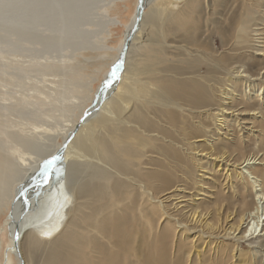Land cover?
Returning a JSON list of instances; mask_svg holds the SVG:
<instances>
[{"label":"bare ground","instance_id":"bare-ground-1","mask_svg":"<svg viewBox=\"0 0 264 264\" xmlns=\"http://www.w3.org/2000/svg\"><path fill=\"white\" fill-rule=\"evenodd\" d=\"M7 1L9 4L12 3L9 0ZM16 1L18 3L17 6L23 3L20 6L25 8V5L32 0L26 3L23 2L25 0H22V2H20L21 0L19 2L18 0ZM44 1L37 0V3L41 4L39 6L34 0L33 2L35 3H31L34 5L27 4V9L30 10V6L32 10L44 9L46 6L42 7L43 3H41ZM115 1L55 0L52 4L51 0V3H48L52 5L48 4V7L57 8L56 6L59 5V8H54L58 11L56 13H53L54 9L51 8L50 12L53 13L52 16L48 14L49 11L47 13V16H50L51 19L49 20L50 23H46H52V26L50 25L48 30L47 28L44 29L50 38L48 40L45 37L46 41L48 43L52 41L53 32H56L54 25L59 22L62 23V19L69 20L72 17L69 23L71 27H74V24H77L80 20L81 22L84 19V22L89 21L92 12L88 10L89 7H95V4H97V6L101 7L99 9L101 11L100 14L103 15L111 5H114ZM220 1H222L220 14L233 15L229 19L230 23L237 25L242 21L243 25V35L237 36V40L234 36L225 32V39L228 42L223 41V48L227 50L221 52L211 50L208 44H203V41L196 37L198 30L196 29V32L188 33L189 35L185 36L182 34L184 39L196 42V53L194 50L189 52L191 56L190 61L186 59L185 61H180L181 58L178 59L179 57H176L179 63L178 65H172L173 63L171 64L169 56H162L165 52L161 54V51H163L161 47L166 44L162 45V40H157V38H160L159 35H163L162 38H164L167 35L164 34V31L173 32L178 29V26L186 27L189 25L191 15L193 17L194 11L196 13L203 11L205 2L204 0H194L193 3L191 2V6L195 5L194 10L190 4L189 6L184 4L179 8L178 5L176 6L177 8L175 7L176 10H172L167 5L153 3L155 6L150 7L151 9L148 12L143 13L141 25L135 32L128 48L124 68L121 71L122 75L120 77V72L115 82L119 84L114 92L115 95L113 94L108 99L106 98L107 100L105 99L100 104L98 110L89 116L83 124H80L78 121H72L70 124H66L65 127H60L61 129L57 130L56 135L63 136V141L73 134L63 153H57L61 149L62 144L59 146L56 144V139L51 137L52 131L46 130L47 128L38 131V128L42 127L40 126L38 128L35 127L37 131L34 132H47V139L50 138L51 140L48 143L49 149L41 156L35 157L33 155L34 152L28 154L18 147L12 146L13 148L8 153L6 152L7 154L5 153L7 155L6 159L2 160L0 157V195L4 196L3 193L9 189L7 194L9 200L15 191L12 188V183L22 181L24 182L23 186L26 185L28 183L27 180H30L28 176L32 172H35L38 166L48 161L54 155L57 157L56 160L61 157V159H64V162L66 160L70 161L73 158H79V156L86 158L94 157L96 160L111 163L114 168L111 171L112 182H109V180L106 183L102 182V184H89L86 182L74 189L72 186L70 187V184L67 186L66 182L68 180H65L62 185L55 186L58 190L57 193L52 195L56 199L50 198L47 195L43 198V196V200L41 201L43 209L39 210V213L35 214L37 216L32 217L30 222L22 226L19 225L21 226L20 228L16 226V221L21 220L20 216L25 210L23 209V196L18 191L20 203L14 204V208H12V213H10V220L12 221H10L9 227L11 232L19 235L17 254L22 258L23 264H30L33 261V258L37 256L35 253L39 251L41 245H44V247L42 246L44 258L41 264H151L152 260L155 261L154 264H178V259L182 256H180L182 248L177 233L181 232V225L185 227L184 220L188 218H190V223H194L195 229L199 228L200 225L195 223L192 218L203 222L200 230L195 233L189 242L195 244L201 241L203 246H211V252L214 251L215 253V258L210 259L211 256H209L204 261L200 259L203 252L196 251V257L200 259L198 260L200 264H231L228 257L230 253H232L233 257H236V243L230 244L225 241L236 239L238 242V240H244L252 245L255 242L252 239L257 238L258 245L264 246V170L258 171L254 168L256 156L237 153L238 150L241 152L244 150L245 143L244 135L241 132L244 130V123L240 122V114L245 110L239 109L238 106L244 103L246 107H250V105H248V100H246L244 94H240L242 99L238 104L236 97H234L238 85L242 84L247 86V88L254 86L255 83L252 81V77L256 76L258 78L264 70V65L261 66L260 59L254 58L252 60L253 55L248 54V48L244 46L249 40V32L259 31L257 29L252 30V27L255 26L253 24V15L261 14L260 10L263 5L262 0H239L240 3L238 0H211L210 2L214 11L216 4ZM3 2L5 3V0ZM110 2L111 5L108 6ZM149 3L148 1L147 4ZM13 4H11L12 7ZM45 9L44 11H46ZM20 10L22 11V9ZM240 10H243L244 18L240 14ZM5 11L8 12L9 8ZM23 11L26 12L25 10ZM40 11L41 9L38 10L39 14ZM70 11L74 13H69ZM7 12H4L3 16H7ZM66 12L67 14L64 15ZM15 13H17L16 9ZM34 13H31V15ZM25 14L23 15L27 16V13ZM15 18L17 20V16ZM44 18L45 16H43ZM46 18L44 20L47 21L49 18ZM32 19L30 20L32 23H28L34 26H32L35 28L33 30H37L38 19L36 14ZM42 21L39 20V22ZM12 23L8 24L12 26ZM133 23L134 21H132ZM191 23L195 26L193 18ZM110 24H113V22L111 21ZM43 26L45 25L43 24ZM80 26L83 25L81 24ZM152 26L156 29L155 35L157 38H153V34H151L152 37L148 39L153 42L152 46L146 48L144 52L145 60L140 64H133L131 66L133 72L132 70L127 71L134 43L142 40L141 37L144 30L147 31V28L149 29ZM107 27L102 31H106ZM129 27L128 30L130 29ZM90 31L88 30L89 33L96 32L95 30ZM31 32H33L32 29ZM26 33L28 34L29 32ZM82 33H85L84 30ZM29 37L36 38L32 35H29ZM41 38L43 39L44 37ZM37 39L36 41H38ZM42 39L39 41H43ZM192 47L194 46L192 45ZM13 52L15 51L11 53ZM2 54L6 53L2 52ZM33 54L35 55V53ZM10 55L14 56V53ZM165 55L167 54L165 53ZM108 58H111L109 54H102L100 62L109 61ZM260 58L262 60L261 63H263L264 57L261 56ZM45 59L49 61L50 58ZM10 60H13V58ZM20 60L22 61V59ZM20 60L17 62L18 67H14L17 70L16 74L15 71L10 69V71L14 72L17 82L21 81V77L25 79L24 73L26 71L30 75L32 71L35 72V70L42 67L52 68V66H47L48 61L28 62L24 60L21 62ZM120 60L121 55L118 56L116 63ZM102 63L99 65L100 68L102 67ZM204 64H210L212 71L210 77L201 72L199 73L197 70V68ZM162 65H165V68H163L165 74L163 73L164 75H162V70H160L161 73L158 75L157 69L162 68L160 67ZM71 68H73L71 64L64 67L58 65L55 72L58 69L64 72L55 73V76H63L64 73H69ZM37 71L43 72L45 70ZM90 72L92 74V84L93 80L98 76V70L96 73H94L93 69ZM14 85H17L13 86L14 88L21 87L19 83ZM261 85H264V74H262ZM47 86L51 87V84ZM50 89L54 88L51 87ZM91 93L92 90L89 88L85 96H80L83 99L82 101L81 98H76V95L74 96L67 89L62 95L63 97L59 96L55 99L57 101L63 100L64 104L69 102L72 106L71 111L73 112L75 108H81L86 102H89ZM158 104L159 106H157ZM160 105L162 108H159L161 107ZM256 109L251 108L247 110L256 111ZM229 110L230 112H228ZM259 112L261 111H257L256 113L258 114ZM257 114L251 115V117L256 119ZM67 115H69L68 112ZM67 115L65 114V116ZM71 115L72 113H70ZM228 116H236L234 118L236 127L232 130L235 136L232 137V142L223 143V146L220 147L222 153L219 156L213 153H208V155L209 157H213L212 160L214 161L221 158V161H224L225 159V163H229L227 166H233L231 170L241 179V185L236 190L234 186L235 200L225 202L223 198L220 201L214 202L213 208L218 217L217 225L212 221H208L207 216L210 215V212H205L204 210L196 209L193 211L189 208L187 211L188 217L184 216V208L177 214L169 212L164 200L170 202L175 196L191 199V194H185V191H181V184L188 180L187 170L182 163L181 154L193 152L196 149L195 143L199 141V137L207 135L206 129L211 127L209 125L211 120L214 122L216 131L227 127L225 131L227 134L230 126L229 124L226 127L224 126L228 123ZM246 131L250 134H255L256 130H254L253 125L252 128ZM96 132H101V135L96 134ZM27 134L29 136V133ZM32 134L34 136L39 135L36 133ZM258 136L257 133L256 137L258 138ZM33 139L35 140V137ZM206 140L209 142L208 136H206ZM212 140L211 145L214 143V139ZM40 141L38 140V142ZM193 155L194 157L196 156V154ZM203 156H206V154ZM232 160L233 162L230 164ZM188 169L191 171L190 167ZM14 171L20 174L19 178H15ZM26 177L28 178L27 180L25 179ZM40 178L45 180L46 176H41ZM59 190L60 192H58ZM251 196L252 198H250ZM181 203L179 202L178 205ZM221 218L225 219L226 223L224 226L226 228L222 227L224 233L219 237L216 231L221 227V224H219L222 220ZM13 228H15L14 231ZM17 228L18 230H16ZM219 238L222 239L218 243ZM2 243L3 240L0 239V253L4 249V244ZM11 243L13 246V237L11 238ZM8 250L9 248H5L7 254ZM191 252L192 250L188 252L187 260L191 257ZM258 253L261 254L262 251L253 249L252 253H250V264H264L262 254L258 255ZM168 255L171 257L170 260L168 259ZM8 257L7 255L5 259L6 264H12Z\"/></svg>","mask_w":264,"mask_h":264},{"label":"rangeland","instance_id":"rangeland-1","mask_svg":"<svg viewBox=\"0 0 264 264\" xmlns=\"http://www.w3.org/2000/svg\"><path fill=\"white\" fill-rule=\"evenodd\" d=\"M3 1L4 0H0V12H1L0 14V42H1L0 43V55H1L0 56L1 57L0 59V154L1 156L0 157L2 158V160L6 159L7 158L6 154L8 153V151L15 146L28 154H32L34 152L33 155L35 157H39L46 150L49 149L48 143L51 142V140L50 138L47 139V136H48L47 132L46 133L45 132H41V133L34 132V131H37L35 127L38 128L42 126L41 128H38V131L43 130L45 128H47L46 130L50 132L52 131L53 136L51 135V137H54L56 139L55 142L59 146L64 141H63V136L56 135L57 130H60L61 128L65 127L66 124H70L72 121H78L80 124H83L84 121H82L81 119L84 113H86L88 109L93 105V101L95 100L97 93H100L99 91H101L102 89L101 87H103V84L105 83L107 77L110 75L112 68L116 65L118 56L121 55L125 35L128 30V27L131 26L132 21H134L133 19L137 13L139 0H116L113 3L114 5H111V2H110L108 6L111 5V7L108 8V11L104 13L105 15L100 14L101 11L99 9L101 7L97 6V4H95V7H89L87 5L89 7L88 10L92 11L91 18L89 17V21L84 22L85 20L84 19L82 20L83 22L82 23L80 20L78 23L76 22L77 24L73 23L74 27H71L69 23L70 19L72 20V17L69 18V20L62 19V23L61 22L57 24L53 23L55 24L54 27L56 29L55 30L56 32H53V33H54V36L56 37L53 36L54 38V39L52 38L53 42L50 41L49 43L48 41H46L45 37L48 40L50 38L47 35V31H45L44 29L47 28L48 30V28H50V25L52 26V23L49 24L50 23L49 20L51 18L50 16H47V15L49 14L52 16L54 12L55 13L58 12L55 9L59 8L58 7L59 5L56 6L57 8L54 7L55 9L53 7H50V8L48 7L49 5L51 6L55 0H52V4L48 3V2L51 3V0H45V1L43 0L44 2H41L43 3L42 7H44L45 5L47 8L46 7H45L46 9L44 8L46 11H44L43 8H39L41 9L40 14L38 12L39 9L32 10L30 6L29 8L31 10V13H34L35 11H37L32 15L30 13V10L27 9L28 7L27 4L34 5L31 3L36 2V4H39V6H41L39 2L37 3V0H35V2H33L34 0L23 1L25 3L31 1L30 3H27L26 5L24 4L26 6L25 8L23 6H20V5H23V3L19 4L20 6L19 8V6H17L18 3L16 0H9L10 2H12L11 4H13L14 2L16 3V4L14 3L16 6L13 4V7L11 4L8 3V1L6 2L5 0V3ZM94 1L98 2L99 0H94ZM210 1L211 0H204L205 8L200 13H196V11H194L193 17L192 15L190 17L191 18L190 23H189L190 26L189 25H187L186 27L178 26V29L173 32L164 31V34L165 35L167 34L166 36L164 35L165 36L164 38H162L163 35H159L160 38H157V36L155 35L156 29L153 26L149 27V29L147 28V31L144 30L143 36L141 37L142 40H138L140 42L137 41L134 43L133 50H132L133 52L130 53V58H129L130 62H128L129 65H128L127 71L132 70L133 72V68L131 66L133 64H140L142 61L145 60L144 52L146 51V48H149V46L150 47L152 46V42H153V41L151 42L148 40L150 37H152L151 34H153V38L156 37L157 40L161 39L162 45H164V43L166 44L165 46L161 47V50H163L161 51V54L162 52H165L167 55L163 53L162 56H165V57L169 56L168 58L170 59L171 64L173 63L172 65H175V64L178 65L179 63L178 59L180 58H181L180 61H185V59L190 61L191 56L189 55V52L194 50L196 53V49H197L196 42L191 41L189 39L188 40L184 39L183 37V35L186 36L192 32H196V29H198L196 33V37L202 40L203 44H208L211 50L218 51V52L227 50L226 48H223L224 46L223 41L228 42L225 39V32L234 36L235 39L237 38V36L243 35L242 21H240L237 25L231 24L229 19H231L233 15L220 14L222 1L216 4L215 11ZM20 2H22V0ZM191 2L193 3L194 0H154V1L152 0L149 4H147L144 12H148V10L154 7L155 5H153V3L164 4V5L169 6L170 9L174 10L175 7L178 5H179L178 8L180 6H183L184 4H186L187 6H189L190 4L191 6L192 4ZM262 5L263 7L260 10L261 14L258 13V14L253 15V19H254L253 24H255V26L252 27V30L257 29L259 31L257 32L250 31L248 34L249 40L244 44V46H247L248 48L247 53L250 55H253L252 60H254V58L260 59L259 60L260 64H262L261 66L264 65V62L261 63L262 60L260 58L261 56L264 57V50L262 51L264 47V0H262ZM5 6L9 8L8 12L5 11L7 10ZM33 7H36V6H33ZM64 7H66V5H64ZM191 7H193V10L195 9L194 8L195 5ZM51 8L54 9L53 13L50 12ZM15 9L17 10V13H15ZM20 9H22V11ZM10 10L12 11L10 12ZM13 10L15 14L13 13ZM23 10H25L26 12H24ZM77 10L80 11L79 9ZM4 12H7L6 13L7 16H3ZM71 12L72 11H70L69 13ZM25 13H27V16L30 14L29 15L30 17L28 16L27 20H26L27 16H25L26 15ZM35 14L38 19L37 24L39 25V27L38 25H36L37 30L39 28L38 33H37V30H33L35 29L33 28L34 26L30 25L32 23L30 20H33L32 18L35 17ZM66 14L67 12L64 13V15ZM240 14L244 18L243 10H240ZM15 16H17V20ZM43 16H45V18L48 17L49 19L46 18L48 19L46 21L44 20L45 18L43 19ZM192 18L195 22V26H193L194 24L191 23ZM249 19L251 20L250 16H249ZM39 20L40 21L43 20V21L39 22ZM111 21L113 22V24H110ZM10 22L11 23L13 22L12 23L13 28H11L12 26L8 24ZM46 22H49V23H46ZM43 24L45 26H43ZM78 24L80 25L82 24L83 26H80ZM27 27H29L30 30L27 29ZM105 27H107V30L102 31L103 29H105ZM31 29L33 32L34 31L36 32L35 33L31 32ZM57 29H58V32H57ZM87 29L91 31L95 30L96 32L89 33ZM83 30L85 33L86 32L87 33L86 34L82 33ZM59 31H62V32H59ZM26 32H29V33L27 34ZM29 35L30 36L32 35L36 38L33 39V37L31 38L29 37ZM37 36L40 39L39 38L37 39ZM41 37H44V38L42 39ZM36 39L38 41H36ZM41 39L43 41H39ZM192 45L194 47H192ZM156 46H159V45H156ZM12 51H15L13 52L14 56L10 55V54H13L11 53ZM2 52L6 54H2ZM33 53H35V55ZM102 54H105V55L109 54V56H111V58H108L109 61H106L103 63L100 62V56ZM176 57H179V58L177 59ZM11 58H13V60H10ZM45 58H48V59L50 58V59L48 61ZM20 59H22V61L27 60L28 62L29 61L30 62H36V61L47 62L48 61L47 66H52V68L42 67L41 69H37V70H45V71L40 72V71L35 70V72L32 71L30 75L26 71V73H24L25 79L19 76L21 77L20 79L21 81L17 82V80H15L16 76H14L17 73V70H15L14 67L18 65L17 62H19ZM100 63H102L101 68L99 67ZM70 64L73 66V68L69 70L70 71L69 73H64L63 76L61 75L55 76V73L64 72V71H61L60 69H58L55 72V69L58 65L64 67L65 65H70ZM210 64L212 63L210 62ZM210 64H206V65L204 64L201 67L197 68L198 72L199 73L201 72L202 74L210 77L212 75ZM160 67L162 68L158 67L159 69H157L158 70L157 74L160 75L161 73L160 70H162L161 74L164 75L165 72L163 68H165V65H162ZM10 69L12 71H15V74L14 72L10 71ZM92 69L94 73H96V71L98 70V76L96 79L93 80L91 84L92 74H90L91 73L90 71ZM7 70H9L10 72ZM262 74H264V70L262 71L261 75L258 77L259 79L256 78V76L252 77V81L255 83L254 86H250V88H247V86L240 84L236 87L237 89V91L235 92L236 94L234 93L235 94L234 97H236L237 104L242 99L240 94H244V96L246 97V100H248L247 102L248 105H250V107H246L244 106L245 104L244 103L238 106L239 109L245 110L244 111L245 113L243 112L242 114H240V118H241L240 122L244 123V130H242L241 132L244 135L245 143H244V150L242 152L238 150L237 153L240 152V154L244 153L246 155L256 156L257 157L256 164H254L253 166L258 171L264 170V85H261ZM121 75H122V72L120 74V77ZM17 83H19L21 87L14 88L13 86H17L14 84H17ZM48 84H51V87H53L54 89L51 90L50 89L51 87L47 86ZM74 85H77V86H74ZM118 85H119L118 83H114L111 87V90L107 91V94H106L107 99L108 97L113 96ZM89 88L92 90L91 99L88 100L89 102H86L84 104L85 106L83 105L81 108L80 107L75 108L73 112L71 111L72 106L69 102L67 104H64L63 100L57 101L55 99L59 96L63 97L62 95L64 94V91H66L67 89L74 96L76 95L75 96L76 98L78 97L80 99L81 98L80 96L86 95ZM66 95H69V94H66ZM157 106H159V104ZM159 108H162V106ZM251 108H257V109L256 111L247 110ZM257 111H261V112L257 114L256 113ZM67 112L69 115H67ZM228 112H230V110ZM70 113H72L71 116H70ZM65 114L67 116H65ZM255 114H257V118L253 119L251 115H255ZM235 117L236 116H233V117L228 116V119H229L228 123L224 126L226 127L228 124L230 126L227 134L225 133L227 127L222 130L218 129V131H216L214 128L215 127L214 122L211 120L209 122V125L211 127H208L206 129L207 135L205 134L204 136L199 137L198 138L199 141L195 143V145L197 146L196 149L193 150V152H187L185 154L183 153L181 154L182 163L186 167L187 174H188V180L181 184V191H185V194H191V199L188 197L182 198V197L175 196V198L172 199L170 202H168V200H164V202L166 203V206H168L166 208L169 212H173L177 214L180 210L184 208V211H183L185 214L184 216L188 217L187 211L189 208L192 209L193 211L196 209L204 210L205 212L206 211L210 212V215L207 216L208 221H212L217 225L218 217L213 208L214 202L220 201L223 198L225 202L235 200V196H234L235 190L237 189L238 186L241 185V179L237 177L236 173L231 170L233 166H227L229 163H225V159L224 161H221L222 158L214 161L212 160L213 157H209L208 155V153H213L219 156L222 153V150L220 149V147L223 146V143L232 142V137L235 136L233 135V132H232L234 127H236L235 121H234ZM253 125H254V130L258 132L255 131V134L251 133L252 134L251 135L246 130H249V128H252ZM79 127H81V125H79ZM30 130H32L33 132L32 131L30 132ZM27 133H29V136L31 137H29ZM32 133H36L39 135L34 136V134ZM100 133L101 132H96V134L98 135H101ZM257 133L259 135L258 138L256 137ZM206 136H208V138L210 139L209 142L206 140ZM34 137H35V140L33 139ZM36 139L41 140L40 141L41 144ZM212 139H214L213 145L210 144L213 141ZM193 154H196V156L194 157ZM204 154H206V156H203ZM232 162L233 160L230 162V164ZM47 163L48 161L38 166L36 171L32 172V174L28 176L30 180H27L28 179L27 177L25 178L28 183L32 182L33 186L30 188V190H28L25 193L24 198H22V201L24 202L23 209L25 210L26 203L30 205V209L25 210V212L27 213L23 215V218L21 214L20 216L21 220L18 221L19 225L21 226L27 222H30L32 220V217L33 218L36 217L37 215L35 214L39 213V210L43 209V204L41 203V201L43 200V198H45L46 195L49 196L50 198H53V199L55 198V196L52 195L54 193H57V188H55V186L57 187V186L62 185L65 180H68L66 182L67 186L68 184H70V187L72 186V188L74 189H76L78 186H82L86 182L89 184L90 183L91 184H95V183L102 184V182L106 183V181L108 180L109 182H112L113 177H112L111 171L114 170L112 164L107 161L105 162L103 160H96L94 157L86 158L84 156L83 157L79 156V158H75V159L73 158L70 161L66 160L65 162H64V159H61L59 157V159L56 160V163L52 166V169L49 172L47 169V166H48ZM189 167L191 171H189L188 169ZM67 170H68V173H67ZM60 173H62L59 176L60 180L56 179ZM13 174L15 175V178H19L20 176V174L16 171H14ZM41 176L42 177L46 176V179L39 180ZM260 178L262 179V177ZM35 181H37V183H34ZM23 183L24 182L22 181L21 182L15 181L12 183L13 185L12 188L15 191L10 200L7 198L9 189L8 191L3 193L4 196L0 195V239L3 240L2 244H4V249L0 253V264H6L5 259L7 255L9 256L8 258L11 260L12 264H21L19 254H17L18 252L12 251L13 246L11 243V238H12V234L14 233L10 231L9 223L10 221H12L10 220V213H12V210H13L12 208H14V204H17L18 202L20 203L19 201L20 195L18 191H20L21 188L23 187ZM234 186L236 187L235 190H234ZM51 188L52 189L54 188V189L52 190ZM15 192L17 193L15 194ZM250 198H252V196ZM179 202H182V203L178 205ZM192 220L195 223L199 224L200 227H202V224H203L202 221L196 218L194 219L192 218ZM184 221H185V227L184 225H181V228H182L181 232L177 233L178 240L180 239V244L182 248L180 252V256L181 255L182 256L178 259V262L180 264H200V262L198 261L200 259L206 261V259L209 258V256H211L210 259L215 258L214 251L211 252V246H207V245L203 246L201 241L196 242L195 244H192L191 242H189L190 239L195 235V233L200 230V227L195 229L194 228L195 226L193 225L194 223L192 222L190 223V218ZM225 223L226 222L224 218L219 223L221 224V227L220 229H217L216 231V234H219V237L220 235L224 233L223 228H226L224 226ZM21 226H19V228ZM14 229L15 228H13V231ZM221 239L220 238L218 239V243ZM253 240L255 242L252 245H250L248 241H244V240H238V242L236 241V239H233L232 241H225V242H229L230 244L236 243V247H237L235 251L236 257H233L232 253H230L228 257L229 262L231 264H250L251 262L250 253H252L253 249L262 251L261 254H262V257L264 258V253H263L264 246L258 245L259 242L257 238H253L252 241ZM215 242H216V239H215ZM42 246L44 247V245H41L40 248L38 247L39 251L35 253L37 254V256L33 258V261L30 264H41L42 263L43 258H44ZM5 248L6 249L9 248L8 254L5 252ZM191 250H192L191 257L189 258V260H187V254ZM196 251L203 252L200 259L196 257L197 255ZM261 254L258 253V255H261ZM168 259L169 260L171 259L170 255H168ZM154 262L155 261L152 260L151 264H154Z\"/></svg>","mask_w":264,"mask_h":264},{"label":"water","instance_id":"water-1","mask_svg":"<svg viewBox=\"0 0 264 264\" xmlns=\"http://www.w3.org/2000/svg\"><path fill=\"white\" fill-rule=\"evenodd\" d=\"M148 1L151 2L152 0H139L137 13H136V15L134 16V19H133L134 23L129 27L130 29L127 30L126 35H125L124 44H123V48H122V52H121V60L118 63H116V65L112 68V71H111L110 75L107 77L105 83L103 84V87H102L100 93H97L96 98L93 101V105L88 109V111L86 113H84V115H83V117L81 119L82 121H85L89 116H91L93 113H95L98 110L100 104H102L105 101V99L107 98V96H106L107 91L111 90L112 85L118 79V76H119L120 72L124 68V63H125V59H126V53H127L128 48H129V46L131 44L133 36H134L135 32L138 30V28L141 25L143 13L145 11V8L147 6ZM72 135L73 134H71L66 140H64V142L62 143L61 149L57 152L58 154L63 153L64 149L68 146ZM56 158H57L56 155H54L48 160V163H47L48 164V166H47L48 172L52 169V166L56 163ZM61 174L62 173H60L56 179H59L60 178L59 176ZM42 179L43 178H40L39 180H42ZM34 183H37V181H35ZM32 186H33L32 182L31 183L29 182V183H27L26 185L23 186L22 190H20V194L23 196V198H24L25 193L28 190H30V188ZM58 192H60V190ZM29 209H30V205L28 203H26L25 210H29ZM25 213H27V212H23L22 218H23V215ZM16 226H18V228H19V223L18 222H16ZM18 228L16 230H18ZM12 237H13V240H14V243H13V249L14 250H12V251L15 252V251H18V248H17L18 247V242L17 241L19 240V235L16 233ZM20 260H21V264H23V262H22L23 260H22L21 257H20Z\"/></svg>","mask_w":264,"mask_h":264}]
</instances>
